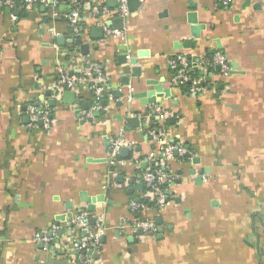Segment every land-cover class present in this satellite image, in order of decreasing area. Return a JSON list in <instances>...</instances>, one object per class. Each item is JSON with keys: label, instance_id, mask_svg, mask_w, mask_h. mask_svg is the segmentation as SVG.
I'll list each match as a JSON object with an SVG mask.
<instances>
[{"label": "crops", "instance_id": "obj_1", "mask_svg": "<svg viewBox=\"0 0 264 264\" xmlns=\"http://www.w3.org/2000/svg\"><path fill=\"white\" fill-rule=\"evenodd\" d=\"M86 2L82 42L69 62L66 48L77 34L67 4L23 9L21 0L14 7L0 0V264H84L68 249L81 234L70 225L80 212L103 237L90 264H264V0H138L122 19L123 35L97 39L91 29L114 13L116 0ZM190 12L204 29L193 47H178L192 39ZM216 52L228 60L225 76L204 64ZM184 53L202 92L172 84L168 61ZM58 60L78 80L74 89L55 92ZM94 64L106 93L88 119L82 111L94 103L82 78ZM150 80L169 87L170 97L155 93V104L135 97L154 91ZM28 103L48 109L49 133L30 121ZM156 107L166 112L165 142L184 146L185 155L174 150L166 160L149 141ZM121 132L131 146L122 145V164L110 166L108 148ZM149 155L170 178L159 211L142 181ZM82 192L102 195L96 211H87ZM132 202L145 204L141 215L157 226L153 236L133 228ZM43 232L53 237L47 247L34 240Z\"/></svg>", "mask_w": 264, "mask_h": 264}, {"label": "built area", "instance_id": "obj_2", "mask_svg": "<svg viewBox=\"0 0 264 264\" xmlns=\"http://www.w3.org/2000/svg\"><path fill=\"white\" fill-rule=\"evenodd\" d=\"M69 1L72 6L70 5L69 11L66 14V18L68 20L72 36L74 37L79 32L80 24L82 23V20H84L83 15L85 13V9L88 7V4L86 0ZM228 1L229 0H224V3H227ZM2 2L8 7H14L16 5L17 0H2ZM60 3V0H21V7L23 9H30L35 4H40L46 7L47 9H54ZM128 12L129 10L127 6V0H116V8L113 13L114 15L110 13L106 20H110L112 18L109 17L114 16L123 19L128 14ZM101 13L105 15V13H107L106 9L103 8L101 10ZM106 20L101 21L104 34L107 33L110 35H123V33L117 32L120 30H115L110 27H106L104 25V22ZM68 54L70 57L69 62L75 61V57L72 56L73 54L69 52ZM56 64L59 73V78L56 86L54 87L55 92L62 91L63 89H74L78 80L70 76L66 72L64 62L58 60ZM168 64L169 67L175 71V74L172 78V84L181 85L184 84L185 81H191V85L188 89L190 92L198 93L204 90L203 86L199 83L200 79L190 76L191 67L187 59V55L185 53L177 54L173 58H170ZM204 64H217L220 67L222 76L227 75L230 69L227 58L221 52H216L213 57L208 59ZM82 80L93 90L95 99L99 100L105 90V79L102 73V69L96 64L91 65L88 70L86 69V76H84ZM132 92L133 87L129 85L125 98L131 100ZM109 99H111L110 96ZM100 107L101 106L99 105V102H96L90 108L85 109L82 112L88 119H93V112ZM26 110L30 121H40L42 124L43 131L46 133L50 132L54 125V120L52 119V115L44 105L28 103L26 106ZM155 111L157 113V123L153 128L147 130L146 132L149 141L158 145L162 156L166 160L171 159L174 150L180 155H185L186 148L184 146L170 145L165 142L164 136L166 131L160 123L166 119V112H164L161 107H156ZM124 144L127 146H131V143H128L124 140L123 132L119 133V135L110 142L107 152L108 163L110 166L122 164V161L118 158V153L119 149ZM147 163H149V165H147L144 172L142 173V181L146 187L145 196L151 197V199L156 203L157 210L159 211L164 208L168 198L166 188L159 187L157 184H166L168 183L170 178L168 174H166L159 168V164L155 162L153 156L149 155ZM131 207L132 210L136 211V213L139 214V217L135 219L133 228L141 229L143 234L146 236H153L157 232V226L155 225L153 220L142 217L141 215L143 209L146 207L145 204L132 202ZM70 225L79 230L81 234L71 239L70 244L68 245V249H70V251L72 250L73 252H76V256L81 258L84 264H90L92 261L91 255L93 254L95 247H97V242L100 236L101 229L91 228L89 225V215L84 212H80L73 216L70 220ZM55 230L56 229L53 228L51 230V233L53 234ZM34 240L41 242L44 246L47 247L49 244H51L53 237L47 235V233L45 232L36 233L34 236Z\"/></svg>", "mask_w": 264, "mask_h": 264}, {"label": "water", "instance_id": "obj_3", "mask_svg": "<svg viewBox=\"0 0 264 264\" xmlns=\"http://www.w3.org/2000/svg\"><path fill=\"white\" fill-rule=\"evenodd\" d=\"M127 5H128V8L130 9L129 11H131L132 9L134 10L135 6L138 5V0H127ZM188 23L191 24L190 25V30H191L192 39H185L183 41V43L181 45H179L178 47H184V48L193 47L194 39H198L199 36H200V30L204 29V25L202 23H198V19H197V16H196L195 12L188 13ZM104 25L106 27H110V28L115 29V30H120L122 28V18L117 17V18H112L110 20H106L104 22ZM91 31L93 33H95V35H94L95 39L102 38L104 36L103 27L100 26V25H97V26L93 27L91 29ZM62 39H63L62 36L57 37V40H59V41H62ZM82 48H83V53H85L86 52V47L83 46ZM141 55H146V53L138 54V56H141ZM122 59H123V62H124V57H122ZM129 62L131 64H135L137 62V59L135 57H133V58H131L129 60ZM217 67H218V65H217ZM196 68L197 67H195L194 70H197ZM137 71L138 70H136V72ZM203 74H204V72L201 71V75H203ZM136 75H138V72L136 73ZM204 79H205V81H210V77L208 75H206ZM127 83H128V81L126 79L123 84H127ZM147 83H151L154 86L153 87L154 91H149V92H146V93H139V94L137 93V94H135V97H143V98H145L144 102L153 103V104L159 103V99H156V96L154 95L155 93H160L161 97L165 98V99L170 97L171 93H170V88L169 87H163L162 84H160L157 81H153V80L147 81ZM67 94L71 95L72 93H69L68 91L63 93L64 96L67 95ZM114 94H116L119 97L120 96V91L119 90L115 91ZM50 104L53 105L54 104V100H50ZM105 104H106V101L104 100L103 101V105H105ZM118 105H120V102L118 103ZM84 106L86 107V105H84ZM128 121H135L136 122V118L135 117H129ZM126 153H127L126 147H121L119 149V154H126ZM144 164H146V163H144ZM80 196H81L82 202H85L87 204V211L90 212V213L96 211L95 205H96L97 202H102L103 201L102 195L101 196H97V197H89L88 195H86L85 192H82L80 194ZM90 222L93 223L94 219L91 218ZM157 223L160 224V219L159 218H157ZM159 230L161 231V228H159ZM58 234L59 235L61 234V230L58 231ZM102 238L103 237L99 238L100 242L102 241Z\"/></svg>", "mask_w": 264, "mask_h": 264}, {"label": "trees", "instance_id": "obj_4", "mask_svg": "<svg viewBox=\"0 0 264 264\" xmlns=\"http://www.w3.org/2000/svg\"><path fill=\"white\" fill-rule=\"evenodd\" d=\"M60 2H64L65 4H67L68 7H70V5H71V3H70L69 0H60ZM71 6H72V5H71ZM83 27H84V21L82 20V23L80 24V29H79V32H78L77 36L74 38L73 43L70 44V45L66 48V52H67V53L69 52V53H72V54H73V53L76 51L75 48L78 47V46L80 45V43L82 42V39H81V32H82V30H83ZM211 55H212V54H211ZM211 55H210V56H211ZM210 56L207 57V58H210ZM67 57L69 58V54H68ZM197 72H198V71H196V70H190V76H191V77L198 76V73H197ZM190 85H191V81H185L184 84H181V85H178V86H180V88H182V89L188 91ZM105 93H106V91L104 90L102 97H104V94H105ZM90 94H91V99L89 100V104H91V103H96V102L101 103V101H102V97H100L99 100H96V99H95V95H94L92 89H91V91H90ZM87 100H88V99H87ZM183 157L186 158L187 155H186V156H183ZM160 169H161V168H160ZM157 185H158L159 187L166 188L167 185H168V183H166V184H159V183H158ZM145 188H146V187H145ZM143 203L147 204L148 201L144 200ZM150 205H151L152 207H154V208L157 209V205H156V203H155L154 201H153V203L150 204ZM138 217H139V214H138Z\"/></svg>", "mask_w": 264, "mask_h": 264}]
</instances>
